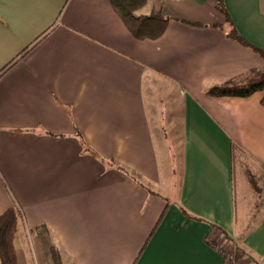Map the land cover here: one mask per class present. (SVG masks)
<instances>
[{"label":"crops","instance_id":"1","mask_svg":"<svg viewBox=\"0 0 264 264\" xmlns=\"http://www.w3.org/2000/svg\"><path fill=\"white\" fill-rule=\"evenodd\" d=\"M222 1L264 48V0ZM218 2L148 0L138 15L170 21L139 39L111 0H0V214L23 211L18 264H54L52 244L65 264H229L227 241L264 264V90L206 91L264 58ZM153 86L180 108L153 120Z\"/></svg>","mask_w":264,"mask_h":264},{"label":"trees","instance_id":"2","mask_svg":"<svg viewBox=\"0 0 264 264\" xmlns=\"http://www.w3.org/2000/svg\"><path fill=\"white\" fill-rule=\"evenodd\" d=\"M148 0H111L112 6L118 12L131 33L139 39L160 37L167 29L170 21L169 17L164 16L161 12L153 10L150 14H137ZM225 14L227 21L232 25L229 29V35L258 52L264 58V48L250 42L243 36L237 28L232 24L231 18L225 9L222 0L218 5ZM193 24L203 25L199 22ZM4 69L1 71L3 72ZM264 90V65L262 67H253L222 82L215 83L207 87V92L212 95H239L247 96L251 93ZM264 104V95L262 98ZM23 216V211L18 205L16 199L14 204L0 214V261L1 264H18L17 251L14 244V237L19 219ZM217 228H221L217 226ZM222 229V228H221ZM225 232L227 238H231ZM237 259H240L245 251L240 247H236ZM51 257L54 264H65L62 258L60 248L56 244L50 246Z\"/></svg>","mask_w":264,"mask_h":264},{"label":"rangeland","instance_id":"3","mask_svg":"<svg viewBox=\"0 0 264 264\" xmlns=\"http://www.w3.org/2000/svg\"><path fill=\"white\" fill-rule=\"evenodd\" d=\"M152 92H153V104H155L157 107L155 109V112L153 113V120H158L159 116L162 114L163 119L167 117L168 113H171L174 109H179V102H178V97H180V92L178 90H174L172 91V89L168 88H164L162 86H153L152 87ZM168 94V95H166ZM164 98L166 100H164ZM160 99H162L160 102ZM158 109V110H157ZM165 116V117H164ZM157 118V119H156ZM174 119V118H173ZM176 119V118H175ZM174 119V121H175ZM178 121V125H179V121L180 119H177ZM172 121H168L167 123V127L171 128ZM176 124V123H175ZM237 179L239 181V178L241 176V171L240 168L237 169ZM241 181V179H240ZM242 194V190H241V184L238 183V204L240 207H242L243 205V198H241ZM219 246H221V248H223L225 251H227V254H232L233 255V259L230 260L231 264H251L250 263V258L248 256H246V252L244 253V255L240 258L237 259L236 256V247L235 245H233L232 243H230L229 241L224 242V243H219Z\"/></svg>","mask_w":264,"mask_h":264},{"label":"built area","instance_id":"4","mask_svg":"<svg viewBox=\"0 0 264 264\" xmlns=\"http://www.w3.org/2000/svg\"><path fill=\"white\" fill-rule=\"evenodd\" d=\"M218 247H219L220 251L223 253V255L225 256L226 261H227L229 264H231V263H230V260L233 259V255H232V254H227L228 252L225 251L223 248H221V246H218Z\"/></svg>","mask_w":264,"mask_h":264}]
</instances>
